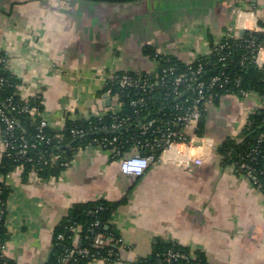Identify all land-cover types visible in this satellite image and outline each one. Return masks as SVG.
<instances>
[{
    "label": "crops",
    "instance_id": "1",
    "mask_svg": "<svg viewBox=\"0 0 264 264\" xmlns=\"http://www.w3.org/2000/svg\"><path fill=\"white\" fill-rule=\"evenodd\" d=\"M261 28L264 0H0V53L16 94L37 99L56 130L66 120L117 112L107 82L116 73H155L153 53L191 64L223 40ZM262 110L264 96L254 92L207 104L202 136L210 150H198L201 164L162 159L130 177L110 151L90 146L53 176L23 174L22 166L0 172L9 187L5 256L46 264L71 207L104 201L114 206L109 224L123 250L115 261L86 264H128L147 256L156 239L211 264H264V192L217 152ZM4 152L0 127V164Z\"/></svg>",
    "mask_w": 264,
    "mask_h": 264
},
{
    "label": "trees",
    "instance_id": "2",
    "mask_svg": "<svg viewBox=\"0 0 264 264\" xmlns=\"http://www.w3.org/2000/svg\"><path fill=\"white\" fill-rule=\"evenodd\" d=\"M253 39L255 44H264V32H246L238 39H225L221 49H213L211 53L199 56L191 64H185L172 56H163L153 53L152 57L157 61L155 73H143L144 79L152 83L151 88L141 89L133 87H120L118 79L123 73H116V79H109L105 86L110 89L112 96L116 97L120 108L117 112H109L102 117H91L90 119L66 120L64 126L53 129L49 126L40 129V119L38 112H42V107L37 99L27 102L20 100L15 91V79L5 66V60L0 53V78L3 83L0 85V110L14 121V129L10 133L3 135L5 128L0 117V127L2 137L10 141L6 147L4 157L0 164L2 175L11 171L17 166L23 167V174L34 170L43 177L58 174L79 147H85L93 143L94 140L103 141L105 148L116 146L123 152L125 147L131 144L132 140H143L146 136L140 134L139 124L146 119L155 118L165 120L175 113L174 106L178 102L189 100L198 96L196 90L197 81L190 84V87L183 86L181 95L178 98L168 97L170 91L161 85L160 78L170 80L174 75L181 72H190L201 67V72L197 75L199 81L206 84L214 77L218 81L211 87L204 90L206 94L212 95V103H216L222 95L244 94L254 92L264 96V66L258 67L254 63L252 47L249 40ZM173 67L170 74H164L163 69ZM136 76V74H129ZM139 98H144V104L133 105L132 102ZM202 103V101H201ZM24 104L36 108L37 112L30 114L21 110ZM14 106V109H11ZM202 116L198 123L197 134L202 135L205 128L204 117L206 107L203 105ZM127 120L118 129H110L114 122ZM100 127H107L106 131H99ZM80 130L81 133L73 135V131ZM39 135H43L40 138ZM113 137L117 141L110 143ZM25 140L29 145L26 152L16 155V150L12 147ZM143 153L147 149H140ZM223 157V162L236 166L238 169L241 163L246 164L255 178L253 185L264 192V110L258 114L250 116L238 139H226L217 149ZM155 154H157L155 152ZM9 194V187L0 181V244L7 241V231L5 227L6 200ZM114 206L104 201H93L87 203L74 204L55 229L53 241L49 251L46 264H61L65 257H68L73 250L72 227L79 226L78 248H88L95 258H103L107 262L117 260L119 235L111 229L109 219ZM95 222H98L95 224ZM97 233H104L111 237L114 243L98 247L93 244ZM62 238H58V235ZM179 252L187 255V259L178 258L167 261L165 253L168 251ZM193 254V257L190 256ZM65 264H86L92 261V257L82 256L73 253L68 257ZM4 264H14L7 257ZM132 264H211L200 252H190L171 243L156 239L151 246L150 253L145 257H139Z\"/></svg>",
    "mask_w": 264,
    "mask_h": 264
},
{
    "label": "built area",
    "instance_id": "3",
    "mask_svg": "<svg viewBox=\"0 0 264 264\" xmlns=\"http://www.w3.org/2000/svg\"><path fill=\"white\" fill-rule=\"evenodd\" d=\"M260 32H264V28L260 29ZM250 47H252L253 59L254 63L258 67L264 66V44H255L254 40H249ZM222 43L215 45L214 49H221ZM197 59V58H196ZM174 68L170 67L167 69H163L162 72L164 74H171ZM201 72V67L199 66L195 70H191L190 72H181L177 73L170 80L165 79V76L160 78L161 85L165 86L170 91L166 94L168 97L178 98L181 95V88L183 86L190 87V84L197 81L196 97L189 100V104H187L188 100H184L182 102H178L174 106L175 113L165 120H157L155 118L146 119L144 122L139 124L140 134L142 136H146L143 140L133 139L131 144L125 147L123 152H120L116 146H111L110 148H105L106 145L103 141L94 140L93 143L87 145L85 147H79L77 150L85 149L90 146H94L97 148L107 149L110 151L113 157H116L120 164V171L122 174L130 176V177H140L145 171L149 168L151 164H154L162 159H170L179 163H195L201 164L203 160L204 154H199V149H208L210 150V142L205 136L197 134L198 123L202 116L203 105L206 107L207 104L212 102V95L206 94L204 96V90L207 88H211L217 81L218 78L214 77L210 80L208 84L203 81H199L197 75ZM111 79H116V76H112ZM3 83V79L0 78V85ZM118 84L120 87H133V88H141L148 89L151 88L152 83H150L147 79H144L142 74H136V76H132L129 74H122L118 79ZM144 98H139L137 101L132 102L133 105L144 104ZM202 101V103H201ZM11 109H14V106H11ZM22 111L28 112L30 114H34L37 112L36 108L29 107L27 104H24L21 108ZM40 119V129L47 127V121L42 117L41 112H38ZM0 117L2 122L5 125L3 130V135L10 133L14 129V121L7 117L2 110H0ZM127 120L123 119L119 122H114L110 129H118L121 124L125 123ZM99 131H106L107 127H100ZM81 133L80 130L73 131V135H77ZM40 138H43V135H39ZM117 137H113L110 140V143H114L117 141ZM5 149L10 145V141L5 137L3 138ZM28 144L25 140L18 143L17 145L12 146L16 151V155H22L26 152L28 148ZM147 149L145 153H141L140 149ZM178 152L180 157L174 159L169 157L172 152ZM155 152L157 154H155ZM236 168L235 165H233ZM238 169H242L247 177H249L252 182H255V178L250 171V168L241 163ZM257 188V187H256ZM98 222H95L97 224ZM73 232V250L69 253L68 257H70L73 253H77L82 256L92 257L93 260H97L95 258V254L91 253L88 248H78V232L80 231L79 226H75L71 228ZM63 236L60 234L58 238H62ZM118 243L117 252L115 255L117 258H120L121 251L123 250L121 239L116 241ZM113 239L104 233H97L94 237L93 244L102 247L104 245L116 243ZM5 250H6V242L0 244V264L5 263ZM165 259L167 261L176 260L178 258L187 259V255L168 251L165 254ZM193 257V254H190ZM68 257H65L61 264H65L68 261ZM103 259V258H101ZM104 260V259H103ZM135 260H129L128 264H132Z\"/></svg>",
    "mask_w": 264,
    "mask_h": 264
},
{
    "label": "water",
    "instance_id": "4",
    "mask_svg": "<svg viewBox=\"0 0 264 264\" xmlns=\"http://www.w3.org/2000/svg\"><path fill=\"white\" fill-rule=\"evenodd\" d=\"M240 34H243V31L240 32ZM108 100V99H107ZM108 102V101H107Z\"/></svg>",
    "mask_w": 264,
    "mask_h": 264
}]
</instances>
